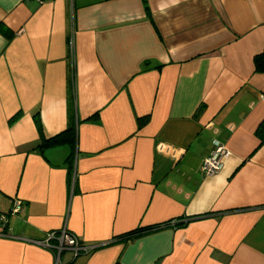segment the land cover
Wrapping results in <instances>:
<instances>
[{"label": "crops", "instance_id": "0c3cea01", "mask_svg": "<svg viewBox=\"0 0 264 264\" xmlns=\"http://www.w3.org/2000/svg\"><path fill=\"white\" fill-rule=\"evenodd\" d=\"M261 52L264 0H0V264H264Z\"/></svg>", "mask_w": 264, "mask_h": 264}, {"label": "built area", "instance_id": "2783aa9c", "mask_svg": "<svg viewBox=\"0 0 264 264\" xmlns=\"http://www.w3.org/2000/svg\"><path fill=\"white\" fill-rule=\"evenodd\" d=\"M41 2L42 0H36ZM73 41L70 40V46L72 47ZM230 155V150L220 141L213 140V150L205 158H203L200 171L204 175H213L217 173L222 167V160ZM21 202L16 201L11 210V214L17 213L21 209ZM6 216H0V222L2 226L5 224ZM0 235H6L5 231H2ZM32 242L41 244L56 253V257L59 260V256L65 250H71L76 254L88 253L92 250V247L84 245L79 239L68 232L65 228L57 231L47 232L42 240H31Z\"/></svg>", "mask_w": 264, "mask_h": 264}, {"label": "trees", "instance_id": "16d2710c", "mask_svg": "<svg viewBox=\"0 0 264 264\" xmlns=\"http://www.w3.org/2000/svg\"><path fill=\"white\" fill-rule=\"evenodd\" d=\"M146 6V5H145ZM254 67L257 72H264V52H261L259 54H256L254 57ZM96 115L90 116L88 119L94 118ZM16 116L12 117L10 119L13 120ZM148 120L147 116L139 117L137 118V124L139 127L143 126ZM256 134L259 137L261 141H264V119L261 120L259 123ZM75 140H76V130H75V123L74 120L68 125V127L63 130L62 132L55 134L49 138H43L39 145V149L43 150L48 147H54L58 145H64L67 144L70 146L71 151L67 158V162H69V165H71V159L73 156V149L75 147ZM71 167V166H70ZM189 219L185 220L183 217L181 218H172L169 220H166L161 223H156L152 225L147 226H138L134 228L133 230H130L124 234H122L123 237L127 240H133L137 237H140L146 233L154 232L161 230L163 228L173 227L178 228L183 225H185ZM4 231V230H3Z\"/></svg>", "mask_w": 264, "mask_h": 264}]
</instances>
